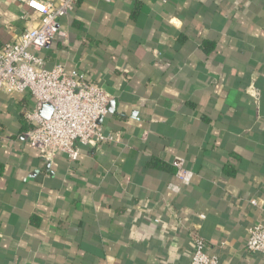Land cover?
I'll list each match as a JSON object with an SVG mask.
<instances>
[{"label": "crops", "instance_id": "crops-1", "mask_svg": "<svg viewBox=\"0 0 264 264\" xmlns=\"http://www.w3.org/2000/svg\"><path fill=\"white\" fill-rule=\"evenodd\" d=\"M27 1L0 0V47L41 26ZM61 23L35 53L106 89L121 140L43 156L35 98L0 91V264H190L199 237L264 264V0H77Z\"/></svg>", "mask_w": 264, "mask_h": 264}, {"label": "built area", "instance_id": "built-area-1", "mask_svg": "<svg viewBox=\"0 0 264 264\" xmlns=\"http://www.w3.org/2000/svg\"><path fill=\"white\" fill-rule=\"evenodd\" d=\"M77 0H60L56 4L28 0L27 5L42 17L39 28L26 29L16 42L0 47V91L29 93L36 100L32 110H25L26 119L32 123L25 133L29 142L43 156L66 154L71 161L80 157V145L96 146L118 143L121 134L107 131L101 123L109 113L111 97L100 84L89 81L77 69L68 71L58 64L53 68L43 66V58L35 51L48 47L66 33L62 19L75 14ZM50 104L48 116L44 105ZM189 173L179 170L177 180L189 181ZM257 204L256 200L252 201ZM246 248L264 255V221L249 228ZM207 243L196 238L190 264H220L218 255L207 251Z\"/></svg>", "mask_w": 264, "mask_h": 264}, {"label": "water", "instance_id": "water-1", "mask_svg": "<svg viewBox=\"0 0 264 264\" xmlns=\"http://www.w3.org/2000/svg\"><path fill=\"white\" fill-rule=\"evenodd\" d=\"M44 107H45V109H50L51 106H50V104H45ZM45 116H48V113L45 114Z\"/></svg>", "mask_w": 264, "mask_h": 264}]
</instances>
